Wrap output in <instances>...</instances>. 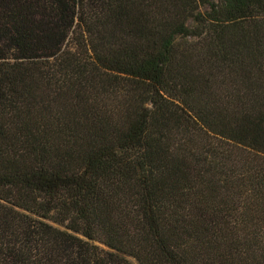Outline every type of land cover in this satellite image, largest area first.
Returning a JSON list of instances; mask_svg holds the SVG:
<instances>
[{
    "label": "trees",
    "instance_id": "trees-1",
    "mask_svg": "<svg viewBox=\"0 0 264 264\" xmlns=\"http://www.w3.org/2000/svg\"><path fill=\"white\" fill-rule=\"evenodd\" d=\"M0 264H264V0H0Z\"/></svg>",
    "mask_w": 264,
    "mask_h": 264
}]
</instances>
